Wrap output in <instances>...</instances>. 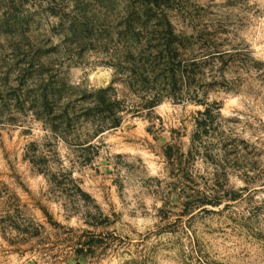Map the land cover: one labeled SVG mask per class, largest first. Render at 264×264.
Here are the masks:
<instances>
[{
	"label": "rangeland",
	"instance_id": "rangeland-1",
	"mask_svg": "<svg viewBox=\"0 0 264 264\" xmlns=\"http://www.w3.org/2000/svg\"><path fill=\"white\" fill-rule=\"evenodd\" d=\"M256 61L264 0H0V264H264Z\"/></svg>",
	"mask_w": 264,
	"mask_h": 264
},
{
	"label": "trees",
	"instance_id": "trees-1",
	"mask_svg": "<svg viewBox=\"0 0 264 264\" xmlns=\"http://www.w3.org/2000/svg\"><path fill=\"white\" fill-rule=\"evenodd\" d=\"M219 55L214 56V57H218L216 59H224L225 56L221 53H217ZM169 66L171 65H166V69H171ZM253 68L256 71H260L262 72L263 76H264V62L261 61H256V62H252ZM171 79H172V86L175 84V74H174V70L173 68L171 69ZM108 91L102 89L100 91H96L95 92V107L94 108H87V114L88 112H92V111H96V113L98 114L97 116L100 117V123L97 127V130L95 132V135H99L100 133L105 132L106 130L112 129V128H118L121 126L122 122H123V116H120V108H119V103L118 102H110L107 98H106V93ZM164 100V97H161L159 95H155L153 97L152 100L147 101L146 103H144L143 105H141L142 109H146V110H152L155 107H157L158 105H160ZM210 111L206 110L205 113L206 115H209ZM67 114V113H66ZM65 114V115H66ZM165 156L167 157V159H171L173 158V147H169L166 151H165ZM26 157V156H25ZM25 159V158H24ZM33 162V161H32ZM51 182V180H49ZM80 192L81 189L79 188ZM64 192L63 190L61 191V193ZM84 194V193H83ZM86 195V194H85ZM88 196V195H86Z\"/></svg>",
	"mask_w": 264,
	"mask_h": 264
}]
</instances>
